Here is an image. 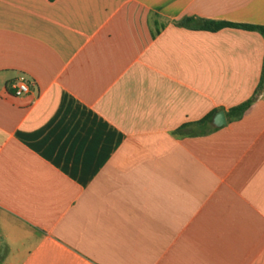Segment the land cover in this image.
Masks as SVG:
<instances>
[{"label":"crops","instance_id":"crops-1","mask_svg":"<svg viewBox=\"0 0 264 264\" xmlns=\"http://www.w3.org/2000/svg\"><path fill=\"white\" fill-rule=\"evenodd\" d=\"M189 18L264 0H0V264H264V37Z\"/></svg>","mask_w":264,"mask_h":264},{"label":"trees","instance_id":"trees-1","mask_svg":"<svg viewBox=\"0 0 264 264\" xmlns=\"http://www.w3.org/2000/svg\"><path fill=\"white\" fill-rule=\"evenodd\" d=\"M53 1V0H49ZM183 25H190L191 27L195 28H201V29H207V30H217L223 26H236V27H241L245 29H251V30H256L260 32L263 37H264V25H250V24H230V23H224V22H218V21H213V20H204V19H194V18H189L184 20V22H181ZM264 82V60H263V67H262V74H261V79L257 87V91H259ZM255 99V95L252 96L250 99L244 101L243 103L232 107L226 111V117L228 119L231 118H236L240 116L252 103V101ZM216 110L210 112L208 115L200 119L199 121L196 122L197 125L199 126H205L211 122V118L213 114L215 113ZM188 126V124L182 125L181 128H184Z\"/></svg>","mask_w":264,"mask_h":264},{"label":"built area","instance_id":"built-area-1","mask_svg":"<svg viewBox=\"0 0 264 264\" xmlns=\"http://www.w3.org/2000/svg\"><path fill=\"white\" fill-rule=\"evenodd\" d=\"M9 84L12 87L15 96H22L30 92L34 82L32 79L20 74L11 80Z\"/></svg>","mask_w":264,"mask_h":264},{"label":"water","instance_id":"water-1","mask_svg":"<svg viewBox=\"0 0 264 264\" xmlns=\"http://www.w3.org/2000/svg\"><path fill=\"white\" fill-rule=\"evenodd\" d=\"M212 124L215 127H220L226 124L225 112L221 109L218 110L212 117Z\"/></svg>","mask_w":264,"mask_h":264}]
</instances>
